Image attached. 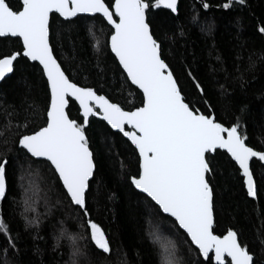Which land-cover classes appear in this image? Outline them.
<instances>
[{"label":"trees","instance_id":"trees-1","mask_svg":"<svg viewBox=\"0 0 264 264\" xmlns=\"http://www.w3.org/2000/svg\"><path fill=\"white\" fill-rule=\"evenodd\" d=\"M225 2L179 0L176 15L159 9L148 19L187 100L205 114L210 106L225 126L239 120L246 143L264 151V33L259 31L264 26V0H245L228 9L222 7ZM203 3L209 7L203 8ZM50 25L54 54L70 78L125 110L141 105L142 93L125 80L108 46L113 29L104 18L64 20L53 14ZM20 46L18 38H0V54ZM48 101L42 68L27 59L0 84V158L8 160L0 217L12 238L10 244L0 233V264H164L166 246H174L178 264H216L205 260L175 221L131 185L128 177L138 171L132 144L91 117L86 134L96 171L90 181L89 218L105 230L110 252L99 249L81 209L66 196L50 164L35 160L18 143L21 135L44 126ZM70 111L79 121L78 105L71 104ZM212 163L216 234L236 230L257 264H264V164H251L257 185V196L251 198L242 172L226 152L212 154Z\"/></svg>","mask_w":264,"mask_h":264},{"label":"snow or ice","instance_id":"snow-or-ice-1","mask_svg":"<svg viewBox=\"0 0 264 264\" xmlns=\"http://www.w3.org/2000/svg\"><path fill=\"white\" fill-rule=\"evenodd\" d=\"M233 3L243 5L245 0H226L222 7L228 9ZM202 7L207 9L209 4ZM152 9L177 13L178 0H112L110 4L105 0H0V38L14 37L21 42L19 50L0 54V80L13 73L21 59H27L42 66L49 90L46 123L21 135L18 143L32 157L44 158L50 164L66 196L86 218L90 239L108 253L105 230L89 218L88 207L96 165L86 128L90 117L101 118L128 138L138 152V171L128 177L131 185L174 218L202 257L214 258L216 264H257L236 230L228 228L226 233L216 234L210 180L215 167L212 154L226 150L242 172L247 195L255 198L257 185L250 160L256 157L264 161V151L246 143L239 120L225 126L210 106L205 114L187 100L154 37L148 19ZM53 13L66 19L100 14L111 25L108 46L126 74L125 80L142 92L140 106L125 110L94 88L70 78L50 42ZM259 31L264 33V26ZM195 87L203 92L199 82ZM73 103L78 104L79 121L71 116ZM7 164V159L0 158V199L6 194ZM0 233L12 243L2 217ZM164 264H178L174 246L164 248Z\"/></svg>","mask_w":264,"mask_h":264},{"label":"water","instance_id":"water-1","mask_svg":"<svg viewBox=\"0 0 264 264\" xmlns=\"http://www.w3.org/2000/svg\"><path fill=\"white\" fill-rule=\"evenodd\" d=\"M178 6H179V0H178ZM152 10H159V9H152ZM165 10H167V9H165ZM170 11V10H169ZM177 13H178V11H177ZM177 13H173V14H177ZM53 14H57V13H53ZM52 14V15H53ZM51 15V16H52ZM58 15V14H57ZM101 16L100 14H95V15H93V14H78L77 15V17L78 16H90V17H93V16ZM59 16V15H58ZM77 17H73V18H63V17H61L62 19H64V20H72V19H75V18H77ZM102 17V16H101ZM103 18V17H102ZM50 20H51V17H50ZM106 21V20H105ZM107 22V21H106ZM109 25V24H108ZM110 27H111V25H109ZM112 28V27H111ZM10 38H14V37H10ZM113 55H114V53H112ZM115 57V56H114ZM117 60V59H116ZM30 61V60H29ZM118 61V60H117ZM30 62H32V63H37L38 65H39V63L38 62H34V61H30ZM15 63V62H14ZM119 63V62H118ZM41 68H42V66L41 65H39ZM13 73H11V74H8L6 77H5V79L6 78H8V77H10L11 75H12ZM4 79V80H5ZM4 80H0V84L4 81ZM134 86V85H133ZM136 87V86H135ZM138 89V88H137ZM139 90V89H138ZM140 91V90H139ZM142 93V92H141ZM78 105V104H77ZM91 118V117H90ZM96 118H98V119H100V120H102L101 118H99V117H96ZM103 121V120H102ZM106 124H107V122L106 121H104ZM109 126V125H108ZM110 127V126H109ZM114 132H118L119 133V131L118 130H114V129H112ZM120 134H122V133H120ZM123 135V134H122ZM126 138V137H125ZM130 143H131V141L128 139V138H126ZM134 148H135V146L134 145H132ZM21 148H22V146H20ZM23 149V148H22ZM26 151V150H25ZM217 151H222V152H226V150H223V149H219V150H217ZM27 152V151H26ZM138 153V152H137ZM216 153V152H215ZM215 153H213V154H215ZM227 153V152H226ZM29 154V153H28ZM30 155V154H29ZM229 155V154H228ZM31 156V155H30ZM230 156V155H229ZM32 157V156H31ZM32 158H34L35 160H44V161H46L44 158H35V157H32ZM231 158V157H230ZM254 160H258V161H260L259 160V158H256V157H254V158H252V160H250V168H251V164H252V162L254 161ZM47 162V161H46ZM95 162V161H94ZM260 162H262L263 164H264V161H260ZM238 166V165H237ZM95 171H96V166H95V169H94V174H95ZM94 177V176H93ZM93 178H91V180H92ZM255 179V178H254ZM245 188H246V185H245ZM137 190V189H136ZM138 192H140L139 190H137ZM246 191H247V188H246ZM141 193V192H140ZM143 194V193H142ZM145 195V194H144ZM146 196V195H145ZM251 198H254V197H251ZM256 198V197H255ZM150 199V198H149ZM155 203V202H154ZM74 204V203H73ZM75 205V204H74ZM75 206H77V205H75ZM78 207V206H77ZM164 214V213H163ZM166 216H168V217H170L168 214H165ZM170 218H172V217H170ZM173 220H174V218H172ZM214 219H215V215H214ZM175 221V220H174ZM215 225V224H214ZM182 230V229H181ZM182 231H184V230H182ZM187 235V234H186ZM189 238V237H188ZM189 240H190V238H189ZM212 254H210V256H211ZM204 258V257H203ZM205 259V258H204ZM205 260H207V259H205ZM213 260H214V258H213ZM214 262H215V260H214ZM216 263V262H215Z\"/></svg>","mask_w":264,"mask_h":264},{"label":"rangeland","instance_id":"rangeland-1","mask_svg":"<svg viewBox=\"0 0 264 264\" xmlns=\"http://www.w3.org/2000/svg\"><path fill=\"white\" fill-rule=\"evenodd\" d=\"M25 192H31V188L30 189H28L27 191H25Z\"/></svg>","mask_w":264,"mask_h":264}]
</instances>
